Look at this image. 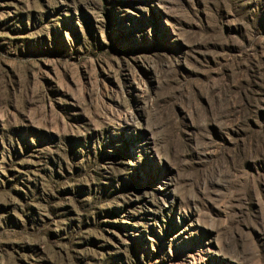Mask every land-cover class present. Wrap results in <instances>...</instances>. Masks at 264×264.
Wrapping results in <instances>:
<instances>
[{"label":"rangeland","instance_id":"rangeland-1","mask_svg":"<svg viewBox=\"0 0 264 264\" xmlns=\"http://www.w3.org/2000/svg\"><path fill=\"white\" fill-rule=\"evenodd\" d=\"M0 264H264V0H0Z\"/></svg>","mask_w":264,"mask_h":264}]
</instances>
